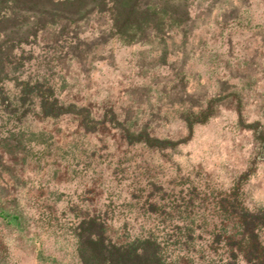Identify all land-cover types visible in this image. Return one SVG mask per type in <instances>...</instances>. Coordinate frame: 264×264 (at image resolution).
Masks as SVG:
<instances>
[{
  "label": "trees",
  "instance_id": "obj_1",
  "mask_svg": "<svg viewBox=\"0 0 264 264\" xmlns=\"http://www.w3.org/2000/svg\"><path fill=\"white\" fill-rule=\"evenodd\" d=\"M161 1L186 12L187 0ZM10 4L0 17V169L5 158L14 163L33 152L74 184L62 201L39 192L32 206L39 222L66 219L81 264H264V208L249 209L242 186H206L200 170L183 173L174 158L209 109L188 110L187 135L173 140L140 124L138 107L55 93L54 76L68 75L70 56L49 53L47 28L63 25V34L95 15L106 18L110 39L126 43L149 6L142 13L132 0ZM64 121L73 128L61 130ZM256 136L264 141L259 130Z\"/></svg>",
  "mask_w": 264,
  "mask_h": 264
},
{
  "label": "rangeland",
  "instance_id": "obj_2",
  "mask_svg": "<svg viewBox=\"0 0 264 264\" xmlns=\"http://www.w3.org/2000/svg\"><path fill=\"white\" fill-rule=\"evenodd\" d=\"M10 2H1L0 17ZM132 3L142 13L149 6V14L126 43L110 39L106 18L95 15L81 16L63 34V25L46 29L49 53L70 56L68 75L54 76L55 93L99 106L112 100L122 111L138 107L140 124L149 121L173 140L187 135L188 110L209 109L211 117L193 127L175 160L183 173L200 170L206 186H242L246 206L264 208V141L256 138L258 130L264 138V0H187L184 13L159 0ZM4 161L0 264H81L66 219L58 214L47 226L32 208L39 192L62 201L74 184L33 152Z\"/></svg>",
  "mask_w": 264,
  "mask_h": 264
}]
</instances>
